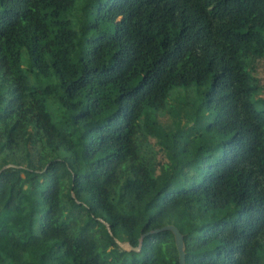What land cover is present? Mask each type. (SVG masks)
Returning a JSON list of instances; mask_svg holds the SVG:
<instances>
[{"label":"trees","instance_id":"obj_1","mask_svg":"<svg viewBox=\"0 0 264 264\" xmlns=\"http://www.w3.org/2000/svg\"><path fill=\"white\" fill-rule=\"evenodd\" d=\"M261 62L264 0H0V264H264Z\"/></svg>","mask_w":264,"mask_h":264},{"label":"water","instance_id":"obj_2","mask_svg":"<svg viewBox=\"0 0 264 264\" xmlns=\"http://www.w3.org/2000/svg\"><path fill=\"white\" fill-rule=\"evenodd\" d=\"M9 166V165H7ZM5 166V167H7ZM3 167V168H5ZM165 228L171 229L173 230V232L175 233L176 236V243H177V249H178V253H179V264H184V250H183V238L181 233L178 231L177 228H175L172 225L166 226ZM141 239L142 236L140 237V243H141ZM119 243V242H118ZM122 247H129L128 243H119ZM137 249H139V247H137Z\"/></svg>","mask_w":264,"mask_h":264},{"label":"rangeland","instance_id":"obj_3","mask_svg":"<svg viewBox=\"0 0 264 264\" xmlns=\"http://www.w3.org/2000/svg\"><path fill=\"white\" fill-rule=\"evenodd\" d=\"M257 75L261 79V82L264 84V62H261L258 65ZM151 144H152V150L155 151V159L160 160L162 154L159 151H157V147L154 145L152 139H151ZM123 248H129V247H123Z\"/></svg>","mask_w":264,"mask_h":264}]
</instances>
